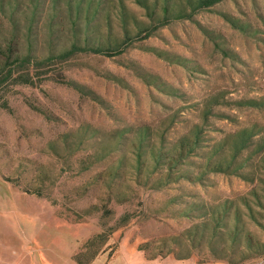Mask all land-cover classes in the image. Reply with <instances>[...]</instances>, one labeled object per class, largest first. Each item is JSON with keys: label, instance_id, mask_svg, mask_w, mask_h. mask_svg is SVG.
Here are the masks:
<instances>
[{"label": "rangeland", "instance_id": "374dc122", "mask_svg": "<svg viewBox=\"0 0 264 264\" xmlns=\"http://www.w3.org/2000/svg\"><path fill=\"white\" fill-rule=\"evenodd\" d=\"M125 2L147 20L136 2ZM37 72L35 84L1 91L9 108L0 105V264H82L75 254L110 226L114 250L88 264H264V215L250 218L242 205L251 248L211 239L209 230L189 242L194 225L209 222L208 210L247 195L249 181L223 172L198 179L195 167L190 178L161 184L159 171L137 178L129 163L113 180L111 167L130 144L95 161V137L82 127H130L131 135L149 126L164 131L165 144L197 133L191 156L201 160L224 134L264 124V0H223L134 37L119 54L79 53Z\"/></svg>", "mask_w": 264, "mask_h": 264}, {"label": "trees", "instance_id": "16d2710c", "mask_svg": "<svg viewBox=\"0 0 264 264\" xmlns=\"http://www.w3.org/2000/svg\"><path fill=\"white\" fill-rule=\"evenodd\" d=\"M133 1L144 9L147 20L137 16L125 0H0V105L9 108L1 92L6 85L35 84L41 75L37 72L40 68L65 62L79 53L119 54L134 37L147 38L173 20L193 19L196 12L211 9L223 0ZM70 83L83 90L77 82ZM82 127L88 138L95 137V161L106 158L125 141L130 144L128 156L124 154L111 167L113 180L122 177L120 168L129 163L137 178L143 172L150 176L159 171L157 182L161 184L190 178V169L195 167L199 169L195 176L198 179L208 172H223L249 181L252 188L247 195L226 198L208 210L211 213L209 222L195 224L189 242L194 244L197 230L202 235L209 230L211 239H229L231 244L243 240L250 248L255 244L243 222L241 205L250 218H254L257 211L264 215V124L254 123L224 134L198 155L201 160L191 156L200 146L197 133L193 139L180 137L165 144L164 131L158 134L149 126H140L131 135L130 127L110 131H100L89 125ZM129 218L130 214L124 213L117 226L125 225ZM114 229L116 227L110 226L89 237L74 259L88 264L108 248L111 253L114 247L107 241ZM209 245L213 246L212 240ZM137 249L145 248L139 244ZM174 254L177 259L189 256L182 252ZM145 258L154 257L145 255Z\"/></svg>", "mask_w": 264, "mask_h": 264}]
</instances>
